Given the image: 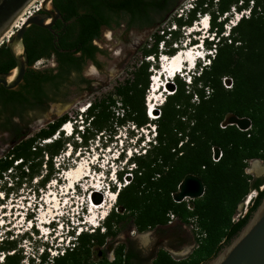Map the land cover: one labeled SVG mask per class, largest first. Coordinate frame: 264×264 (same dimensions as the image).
<instances>
[{"label": "trees", "instance_id": "16d2710c", "mask_svg": "<svg viewBox=\"0 0 264 264\" xmlns=\"http://www.w3.org/2000/svg\"><path fill=\"white\" fill-rule=\"evenodd\" d=\"M174 3L175 0H55L62 15L56 25L51 30L32 26L25 34L30 69L24 82L17 90L0 86V126L2 132L9 133L11 142L0 157V182L8 172L14 173L11 177L18 179V184L24 179H37L38 189L43 190L58 180L61 165L57 170L55 160L67 153V145H72V137L63 132V126L70 122L69 115L35 133L27 129L24 115L46 109L54 101L48 87L59 88L71 74H81L89 59L96 62L100 49L94 42L104 27L112 25L113 16L129 17V29L153 28L154 17L170 11ZM232 8L240 12L249 8V15L242 14L225 37L224 26ZM203 14L210 15L215 41L206 42L209 49L215 47V55L209 57L210 64L202 67L192 84L176 79V88L170 87L173 93L159 106L158 118L151 120L147 92L153 84L152 63L145 59L151 57L159 62L162 55L174 56L178 48L160 54V44L178 45V29L193 27L199 21L197 16ZM225 14L227 17L219 20ZM175 29L153 34V43L147 44L149 48L144 49V59L132 77L96 98L86 109L87 118L82 122L86 126L83 133L78 132L85 147L97 136L101 139L129 123L137 130L154 125L155 140L145 154L131 159L134 168L126 177L129 183L119 191L113 187L118 194L117 209L107 215L105 233L100 228L93 233L83 232L72 247L52 260L53 264H146L140 252L126 245L115 250L113 262L104 259L94 263L92 257L94 248H102L107 238L116 237L128 225L140 233L148 232L168 226L171 213L182 224L196 220L206 236L188 258L176 261L161 249L152 264H204L232 241L260 205L264 191L259 192L247 214L234 221L239 205L252 190L264 185V177L254 178L247 173L251 162H264V0H195V9L187 18L181 15L175 20ZM54 56L58 61L56 70L33 69L39 61ZM15 67L9 48L2 45L0 73ZM224 82L231 87L225 88ZM231 116L250 118L252 128L241 131L229 125ZM214 150L222 152L218 162L213 161ZM188 175L202 179L205 194L189 203H176L173 195ZM12 250V245L0 247L5 264H19L15 253L6 254Z\"/></svg>", "mask_w": 264, "mask_h": 264}, {"label": "rangeland", "instance_id": "374dc122", "mask_svg": "<svg viewBox=\"0 0 264 264\" xmlns=\"http://www.w3.org/2000/svg\"><path fill=\"white\" fill-rule=\"evenodd\" d=\"M43 1L34 0L30 5L42 7ZM194 1L175 0L170 11L154 17L155 24L153 28L140 29L135 27L129 29L127 26L129 17L125 15L121 17L113 16L112 25L109 28L104 27L101 37L94 42L100 49L96 56V62H86L81 74H71L67 82L59 88L48 87L49 95L54 101L46 109L30 111L24 115L23 122L28 127L27 129L35 133L57 118L68 114L72 129L74 128L76 132L83 133L86 124L84 125L82 122L86 121L85 111L89 104L95 101L96 98L112 92L115 87L131 78L133 71L141 65V61L144 59L143 51L145 48H149L147 44L153 43V34L159 32L162 35L164 29L168 31L175 30V20L180 18L181 15H184V19L187 18L188 13L185 6L191 8L192 5H195ZM237 13L240 15H236ZM242 14L245 17L248 16L249 8L243 12L238 11L236 8L231 9L224 26L225 37H228L231 32L229 31V27L232 26L231 21H236L237 18L235 17H241ZM22 16H24L23 13L14 24ZM226 17L227 14L219 20H224ZM197 19H200L199 15ZM20 24L21 22H19ZM199 28L201 27L195 22L193 27L186 26L178 29V45H168L167 43L163 47V43H161L159 46L160 54L165 53L170 48L185 51L184 45L188 40L189 31H196ZM11 31L16 32V28L12 29L11 27L6 34ZM210 34L211 37L215 36L212 32ZM5 35L4 38L2 37L0 47L7 44ZM171 43L169 42V44ZM208 49L206 42L205 49H201V52L207 53ZM209 50H212L215 55V47ZM145 60L152 63L150 68L152 77L161 73L162 61L160 59L159 62L154 61L151 57ZM57 67V62L52 57L39 61L33 66V69L49 71L56 70ZM202 67V62H199L196 73H200ZM185 72L183 76L178 77L189 84ZM161 77L158 76V78ZM164 79L165 74L162 84L165 83ZM176 79L170 81L167 86L175 89ZM157 85L161 89L158 82ZM224 86L230 88L231 84L224 82ZM150 88L152 89V85ZM163 88L158 95L152 93L151 89L147 92V98L153 94L156 96V100L161 99L159 103L155 100V103H158L157 110L159 114V106L163 104L162 100L165 101V98L173 93L171 91L173 89L170 88L171 93L168 94L163 91ZM161 96H164V98ZM157 118L158 116L155 119ZM15 121L18 122L19 119H15ZM2 128L3 126H0V157L4 156L11 145L9 133L2 132ZM134 128L130 123L114 128L112 133L107 132L101 139L97 136L94 140H90L87 147L83 146L79 134L71 136L63 131L65 136L72 137V145H67V153L62 154L55 160L57 170L61 165L58 180L54 179L44 190L38 189L37 179L32 182L24 179V183L20 184L19 182L18 184V179L11 177L14 173L8 172L0 182V247L3 244L5 246L12 245L14 250L10 253L6 252V254L13 255L15 253L14 256L19 259V264H53L52 260L54 258L61 255L66 248L72 247L70 241H73L77 236L75 225L81 223L78 220H87L95 226H100V232L104 234L103 224L106 218L102 219V217L117 209L116 201L113 202L115 200L114 196L111 193L107 194L105 188L110 185L112 192H115L113 187H116V191L120 190L117 186L119 183L114 184L110 181L111 178H117L115 180L121 182L120 187L128 184L130 180L126 177L131 176V169L134 168V165L130 164L131 159L133 160L137 155L145 154V151L150 147V143L155 140L154 125L140 130ZM258 162L260 163L256 164L257 161L251 162L250 169L247 172L254 178L264 177V162L261 160ZM255 165H258L256 169ZM121 175L122 181L120 180ZM94 200L98 203L103 202V204H99L103 208L93 207L91 202L97 203ZM190 201L191 199L186 200L187 203ZM241 204L234 219L237 218L240 212H243ZM79 217L81 218L79 219ZM189 221V223L182 224L177 217L172 224L168 223V226L144 233L138 232L133 225H128L116 237L107 238L102 248H94L95 254L92 257V262L99 263L104 259L113 262L115 260V250L122 245L140 252L141 257L147 260L146 264H152L153 257L161 249L169 252L176 261L186 259L199 247V240L202 239L198 237L200 233L202 234L201 229L200 231L193 229L198 226L196 220L190 219ZM80 225L86 233H93L96 230L90 224ZM181 242L189 245V251L188 254H181L180 252L177 256L171 251L179 246ZM1 255L3 253L0 251Z\"/></svg>", "mask_w": 264, "mask_h": 264}, {"label": "water", "instance_id": "95a60500", "mask_svg": "<svg viewBox=\"0 0 264 264\" xmlns=\"http://www.w3.org/2000/svg\"><path fill=\"white\" fill-rule=\"evenodd\" d=\"M33 1L0 0V41ZM61 17V12L55 6L54 0H44L41 10L29 17L13 34L6 45L16 62V67L8 73H0V86L7 90H17L24 82L30 69L29 56L24 43V37L29 28L37 26L51 30ZM158 115L156 110L155 116ZM228 124L237 126L241 131L252 128L250 118L231 116ZM219 154V150L214 151L215 158H218ZM204 194L205 185L202 179L196 175H188L180 184L178 192L173 195V200L176 203H182L187 199L202 198ZM204 264H264V197L243 229L222 248L216 257Z\"/></svg>", "mask_w": 264, "mask_h": 264}, {"label": "bare ground", "instance_id": "6f19581e", "mask_svg": "<svg viewBox=\"0 0 264 264\" xmlns=\"http://www.w3.org/2000/svg\"><path fill=\"white\" fill-rule=\"evenodd\" d=\"M26 21V19L24 18V16H22L21 18H20V20L14 25V27L15 28H20L22 25H23V23ZM19 22H21V24L19 25ZM207 22V20H204V23H206ZM202 26V24H199V27H201ZM8 34H11V32H9ZM7 34V35H8ZM7 35H6V37H7ZM183 51V50H182ZM201 54V48L200 47H197V48H193L192 50H190L189 51V53L188 54H186L185 55V53L184 52H181V50L180 51H178L174 56H172V57H170L169 59H168V62H165L164 63V66L161 68V72H163V74H162V77L161 78H158V74H157V76H155V77H152V83H153V87H152V89H151V92L153 93L154 92V94L155 95H158V93L159 92H161L162 91V88L163 87H165V92H167V91H169V89H168V84L167 85H165V84H162V80H163V76H164V74H167L168 73V71L170 72V73H172V74H176L177 75V72L180 70V69H182L183 71L182 72H184V71H188V69H186V70H184V68H186L187 66H188V62L190 61L191 63L193 62V61H197L198 60V56H201L200 55ZM185 56H188V58H186ZM174 57V59L173 60H171V58H173ZM164 70V71H163ZM169 79V78H168ZM164 81H165V79H164ZM157 82H158V84H160V86H161V89H159L158 88V85H157ZM155 95H151L149 98H148V105L149 106H151V109H150V118L151 119H155L156 118V116H155V111H156V109H157V106H158V103L161 101V99H157L156 100V96ZM162 98H164V96H161ZM157 98H159V97H157ZM155 100L158 102V103H155ZM163 102H164V99L162 100ZM162 102V103H163ZM161 103V104H162ZM72 129V124H71V122H69V123H66V127L63 129L64 131H70ZM49 142V141H48ZM258 163H260V162H258L257 161V163L256 164H258ZM257 166L258 165H255V169L257 168ZM80 174V173H79ZM115 194V196H114V198H118L117 197V193H114ZM251 198V197H250ZM94 201H96V200H94ZM113 202H114V200H113ZM92 203H93V207H99V208H103V207H100L101 205H99V204H103V202H101V203H95V202H93L92 201ZM93 214V213H92Z\"/></svg>", "mask_w": 264, "mask_h": 264}, {"label": "built area", "instance_id": "2783aa9c", "mask_svg": "<svg viewBox=\"0 0 264 264\" xmlns=\"http://www.w3.org/2000/svg\"><path fill=\"white\" fill-rule=\"evenodd\" d=\"M41 10V7H34V5L32 4V5H30V6H28L27 8H26V10L23 12V15L25 16L24 18L27 20L29 17H31L32 15H34L35 13H37L38 11H40ZM184 14V13H183ZM15 25V24H14ZM14 25L12 26V29L13 28H15L14 27ZM18 29H20V28H16V31L18 30ZM15 32L14 31H11V34H6L7 35V41H9L10 39H11V37L13 36V34H14ZM5 35V36H6ZM4 38V37H3ZM3 38L1 39V40H3ZM1 42V41H0ZM4 42L2 41V44H3ZM214 56V55H213ZM215 151V150H214ZM214 151H213V161L214 162H218L220 159H221V157H222V152L221 151H219L220 152V154H219V157L218 158H215V155H214ZM264 191V185H262L260 188H259V190H254L248 197H247V199L246 200H244V202L241 204V208H243V212H240V214L237 216V218L236 219H234V221H237V220H239L240 218H243L246 214H247V212H248V210H249V208L254 204V201H255V199L257 198V196H258V194H259V192H263ZM251 197V198H250ZM169 217H170V221H169V224H172L176 219H177V217H176V215L175 214H173V213H171V214H169ZM193 227V226H192ZM193 229H195L196 231H200V228L197 226V227H195V228H193ZM206 236V234H199V239H201V238H204ZM199 246V245H198Z\"/></svg>", "mask_w": 264, "mask_h": 264}, {"label": "clouds", "instance_id": "9594fccd", "mask_svg": "<svg viewBox=\"0 0 264 264\" xmlns=\"http://www.w3.org/2000/svg\"><path fill=\"white\" fill-rule=\"evenodd\" d=\"M194 9H195V5H194V6L192 5L191 8H187V6H185V10L187 11V13H189L190 11H193ZM241 16H242V15H241ZM207 18H208V20H209V18H210V15H209V14H208ZM237 18H239V17H237ZM200 43H201V46L204 47V49H205V45H204V40H203V39L201 40ZM210 52H211V51L208 49L207 54L210 53ZM196 70H197V69H196ZM196 70H195L194 73H193V79H194L195 77L200 76V73H201V72H200V73H198V72L196 73ZM201 70H202V68H201ZM82 124L85 125V123H82ZM73 129H74V128H73ZM75 132H76V130H75ZM76 133L78 134V132H76ZM115 179H117V178H115ZM75 233H76V232H75ZM77 236H78V235H77ZM77 236H76V237H77ZM76 237H75V238H76ZM74 240H75V239H74ZM74 240H73V241H74ZM4 256H5L4 254L0 256V263H1V264H4Z\"/></svg>", "mask_w": 264, "mask_h": 264}, {"label": "crops", "instance_id": "0c3cea01", "mask_svg": "<svg viewBox=\"0 0 264 264\" xmlns=\"http://www.w3.org/2000/svg\"><path fill=\"white\" fill-rule=\"evenodd\" d=\"M189 251V245H187L184 242L179 243V246H177L174 250H172L171 252L173 254H177V256L179 255V253H187ZM188 254V253H187Z\"/></svg>", "mask_w": 264, "mask_h": 264}, {"label": "flooded vegetation", "instance_id": "af4514ba", "mask_svg": "<svg viewBox=\"0 0 264 264\" xmlns=\"http://www.w3.org/2000/svg\"><path fill=\"white\" fill-rule=\"evenodd\" d=\"M54 4H55V0H54ZM55 6H56V5H55ZM56 7H57V6H56ZM56 23H57V22H56ZM55 25H56V24H55ZM55 25H54V26H55ZM54 59H55V61L57 62V66H58V61H57V59H56L55 56H54ZM88 61L91 62V63H94L91 59H89Z\"/></svg>", "mask_w": 264, "mask_h": 264}]
</instances>
